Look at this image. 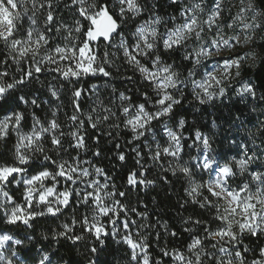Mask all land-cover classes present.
Segmentation results:
<instances>
[{"label":"snow or ice","instance_id":"obj_1","mask_svg":"<svg viewBox=\"0 0 264 264\" xmlns=\"http://www.w3.org/2000/svg\"><path fill=\"white\" fill-rule=\"evenodd\" d=\"M168 7L162 15L160 0H0V217L26 228L59 221L41 238L83 247L87 264H101L110 239L123 250L115 264H264V120L239 110L236 134L221 139L211 129L187 133L176 113L188 95L203 106L234 93L264 115V92L240 79L255 53L220 55L257 34L264 43V5ZM102 139L118 163L131 155L122 188L96 163ZM169 175L182 186L179 230L130 199L158 180L172 185ZM24 246L0 231V264H56L51 246L38 258L22 257Z\"/></svg>","mask_w":264,"mask_h":264},{"label":"trees","instance_id":"obj_2","mask_svg":"<svg viewBox=\"0 0 264 264\" xmlns=\"http://www.w3.org/2000/svg\"><path fill=\"white\" fill-rule=\"evenodd\" d=\"M257 3L264 5V0H257ZM160 5L162 15L166 12L171 13L174 11L173 8L168 7V0H160ZM235 50L236 51H227V54L223 57H231L236 53H255V60L248 59L247 62L242 65L240 79L251 80V82L257 86L259 91L264 92V43L259 41V34H257V40L254 41L253 44L243 48L237 47ZM183 70L184 69L181 68V71ZM128 74L131 75L130 72ZM136 79H138V77H136ZM115 83L121 91L134 87L132 84L121 83L119 81H116ZM235 83L236 82L233 81V84ZM32 87L39 89L38 84L33 85ZM43 98L46 99L47 97L44 96ZM191 99V95H188L183 105L176 109L177 115H183L189 121L187 133H191L196 128H199L204 132H208L209 129H211L212 133L221 139L225 135H235L236 125L232 124V119L233 114H238L239 110H243L244 118L249 119L252 122L264 120V115H261V109L258 108L254 113L250 112V108L246 106L245 103L238 102V98L234 93L203 106L199 104H195V106L189 104L187 101ZM197 109H199V111H197ZM213 122L216 123V128H212ZM248 127L251 128L252 125L248 124ZM240 134H243V129H241ZM121 136H125V134L121 133ZM88 143L90 147L93 146L91 140H89ZM100 147L104 155L98 158L96 163L105 167L110 174H114L118 186L122 188L127 171L133 167L131 155H129L126 164H120L116 161L114 155V144L107 143L106 140L102 139ZM216 147H221L219 140L217 141ZM223 150H228L227 141H224ZM113 165L116 166L115 169H113ZM149 178H154V175ZM169 179L173 181L172 185L164 184L162 181L158 180L156 186L147 191H139L138 197L137 193L132 192L130 199L132 206L137 207L139 210H145L143 205L146 204L148 206L147 211L152 220L159 217L161 220H167L170 227L179 230L180 217L176 213L178 210L177 200L183 195L181 191L182 186L176 181L175 177L169 175ZM15 195L19 197V192L17 191ZM184 214H192V209H189L188 212ZM58 223L59 221L53 220L49 217L38 218L33 222L32 228H26L22 224L15 226L7 225L3 222L2 217H0V231L10 232L17 238L25 240V246L20 250L22 257L26 251L31 250V257L38 258L39 249L41 247L47 249L51 246L58 253L56 264H62L59 260L60 257L67 260L69 264H87L83 255L85 253L83 247H75L71 245L70 242L64 240L60 241L59 244H54L50 240L45 241L41 238L42 233L50 234L52 229H56ZM29 236L34 237L31 242L27 240V237ZM108 243V251L100 256L101 264H115V262H121L123 256L121 246L115 244L111 239ZM26 264H34V260L29 258Z\"/></svg>","mask_w":264,"mask_h":264},{"label":"rangeland","instance_id":"obj_3","mask_svg":"<svg viewBox=\"0 0 264 264\" xmlns=\"http://www.w3.org/2000/svg\"><path fill=\"white\" fill-rule=\"evenodd\" d=\"M234 51H236V50H234ZM226 54H227V51L220 53L221 56H225Z\"/></svg>","mask_w":264,"mask_h":264}]
</instances>
